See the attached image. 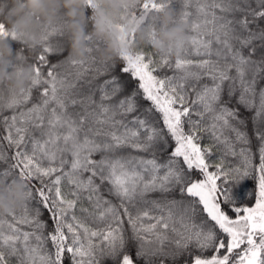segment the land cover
Listing matches in <instances>:
<instances>
[{
	"label": "snow or ice",
	"instance_id": "obj_1",
	"mask_svg": "<svg viewBox=\"0 0 264 264\" xmlns=\"http://www.w3.org/2000/svg\"><path fill=\"white\" fill-rule=\"evenodd\" d=\"M173 5L187 47L85 62L53 28L25 88L5 104L0 87V182L26 185L0 217V264H264V0L141 10ZM0 37L23 42L2 22Z\"/></svg>",
	"mask_w": 264,
	"mask_h": 264
},
{
	"label": "clouds",
	"instance_id": "obj_2",
	"mask_svg": "<svg viewBox=\"0 0 264 264\" xmlns=\"http://www.w3.org/2000/svg\"><path fill=\"white\" fill-rule=\"evenodd\" d=\"M98 4L117 12L122 2L130 0H96ZM86 0H8L7 7L0 13V22L4 23L9 31L17 34H27L35 37L40 24L47 23L49 18L54 17L61 8L66 10L65 14L70 20L75 21L72 13L79 15ZM96 16V30L99 35L109 40V47L106 55L109 58L119 56L121 46L117 39L118 33L111 29L114 22L113 17L107 15L103 8L98 9ZM176 14L171 8H164L158 15L159 28L156 36L149 42L150 47L156 52L168 51L171 44L189 45L188 25L174 23ZM39 18V20H37ZM135 25H130L129 30ZM138 31V30H137ZM71 40L69 53L77 58L83 55V33L77 24L70 25ZM141 40L144 37L142 34ZM179 50V48L177 49ZM13 56V47L4 38H0V84L16 92L22 91L33 75L31 66H24L22 69L9 70V62ZM26 185L19 178L9 179L0 182V215H11L16 212L25 202Z\"/></svg>",
	"mask_w": 264,
	"mask_h": 264
},
{
	"label": "trees",
	"instance_id": "obj_3",
	"mask_svg": "<svg viewBox=\"0 0 264 264\" xmlns=\"http://www.w3.org/2000/svg\"><path fill=\"white\" fill-rule=\"evenodd\" d=\"M145 3V0H130V2H122L120 4V7L117 12L113 13L112 9L106 8L102 4H98L96 0H86V3L83 5V9L80 11L79 15L77 13H72V16L75 17V21L70 20L68 16L65 14L66 10L64 8H61L58 13L55 14L54 17L49 18L47 23H41L40 27L35 35V37H30L27 34L21 33L17 34V36L22 37V43L13 42L10 39L8 42L13 47V56L12 59L9 62V70L14 69H22L24 66H31L34 63L35 57L40 53L41 48L44 46V40L43 37L46 34V30H50L53 28H59L62 33V41L65 45V52L64 56L69 55L70 57L77 59L79 61H85L87 62L89 55L95 58L96 61H104L107 63H113L116 62L117 64L122 63L119 58H121L125 54H135L138 53L140 49H148L149 42L155 38L156 31L159 28V22H158V15L159 13H153V12H146L141 10V6ZM8 0H0V5H3L5 8L7 7ZM179 5H173L170 7L176 15H178L179 11ZM103 8L105 13L111 17H113V23L111 24V29H113L118 34L123 33L121 30H115L112 26L117 28H125L122 30L126 31V34L123 36L124 41H120L121 51L119 53V56L116 58H109L106 55V50L109 47V40L97 33L96 30V12L98 9ZM39 20V18H37ZM77 24L81 29L83 33V55L80 58H77L76 56H73L69 53V46H70V40L72 33L70 32V25ZM130 25H135L132 27L131 30H129ZM140 34L143 35L144 39L141 40V36L138 34V31ZM155 31V36H150V31ZM13 32V31H10ZM3 38V37H0ZM59 36L56 33H53L50 37V42L52 44L57 43L59 40ZM118 39V37H117ZM126 40V41H125ZM125 42L127 43L126 52L123 53V49L125 46ZM17 49H21L23 52V56L25 57L22 67L20 66H14V55ZM151 52H156L151 48ZM52 61H56L59 59H63V57H57L52 56ZM175 57L173 56V61ZM85 67H87V63H85ZM46 72V70H44ZM171 74V73H169ZM89 75H91V72H89ZM106 77L102 76L100 77V81L102 82L103 79ZM0 87L4 89V99L3 103H8L11 100V96L8 93V87L6 84H0ZM40 91H42V88H37L33 90L31 94V99L28 102V104L25 107H31L33 103L37 101V98L40 94ZM10 114V110H6ZM208 141H205L207 143ZM14 149H8L5 145V152L11 156L14 153ZM216 157L213 158V162H215ZM11 161H9L10 163ZM229 163H235L234 158H229ZM8 163H0V170L7 168ZM33 183L38 184V182L34 181ZM253 183L251 181L245 182L243 187H240L239 185L236 186L237 194L241 197L242 201L245 204H253L254 201L251 199L247 193H251L253 190ZM34 205V202H30ZM21 208V207H20ZM20 208L16 211V213H19ZM0 217L10 220V215H0ZM127 227V225H125Z\"/></svg>",
	"mask_w": 264,
	"mask_h": 264
},
{
	"label": "rangeland",
	"instance_id": "obj_4",
	"mask_svg": "<svg viewBox=\"0 0 264 264\" xmlns=\"http://www.w3.org/2000/svg\"><path fill=\"white\" fill-rule=\"evenodd\" d=\"M115 30H121L123 33H120L119 35H118V41H119V43H120V41L121 42H123L124 41V35L126 34V31L125 30H122V29H125V28H117V27H114V26H112ZM126 41V40H125ZM125 48H127V43L125 42V46H124V48H122L123 50V53H125L126 52V49Z\"/></svg>",
	"mask_w": 264,
	"mask_h": 264
}]
</instances>
